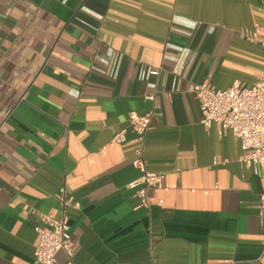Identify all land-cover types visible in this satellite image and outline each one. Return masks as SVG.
Instances as JSON below:
<instances>
[{"label": "crops", "instance_id": "obj_1", "mask_svg": "<svg viewBox=\"0 0 264 264\" xmlns=\"http://www.w3.org/2000/svg\"><path fill=\"white\" fill-rule=\"evenodd\" d=\"M249 30L264 0H0V264L33 260L62 186L73 264H264V173L193 91L254 85ZM131 111H153L144 143ZM142 145L164 174L149 207L128 186Z\"/></svg>", "mask_w": 264, "mask_h": 264}, {"label": "built area", "instance_id": "obj_2", "mask_svg": "<svg viewBox=\"0 0 264 264\" xmlns=\"http://www.w3.org/2000/svg\"><path fill=\"white\" fill-rule=\"evenodd\" d=\"M246 36L264 46V38H260L257 31L249 30ZM193 91L200 104L201 123L206 127L216 124L221 135L232 133L241 144L239 160L251 167L254 174L264 173V72L251 87L234 83L228 88H217L204 80L194 83ZM147 98L154 99V95H147ZM152 116L153 111L143 114L131 111L129 114L130 128L142 143L151 128ZM115 140H125L124 131L118 133ZM143 148V145L137 148L135 159L141 175L128 186L137 188L140 205L149 207L151 201L148 190L162 185L164 174L147 168ZM56 196L63 215L60 218L51 214L43 216L44 224L38 228L39 241L35 256L29 264H57L56 255L61 250L68 256V264H73V240L67 208L72 206L74 199L67 195L65 186L59 189ZM259 209L260 215L264 217V197L259 202Z\"/></svg>", "mask_w": 264, "mask_h": 264}]
</instances>
